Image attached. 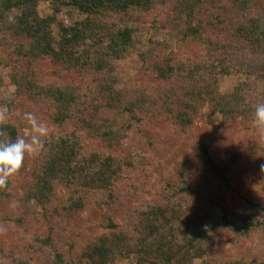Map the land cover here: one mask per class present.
I'll return each mask as SVG.
<instances>
[{"label":"trees","instance_id":"trees-1","mask_svg":"<svg viewBox=\"0 0 264 264\" xmlns=\"http://www.w3.org/2000/svg\"><path fill=\"white\" fill-rule=\"evenodd\" d=\"M41 1H47L52 9L45 17L37 12ZM253 1L0 0V65L10 68L15 99L47 105L56 128L48 133L36 158L32 181L20 199L16 216L8 220L25 229L43 221L59 228L62 223L72 225L82 212L103 206L115 207L124 219L119 224L107 215L104 230L85 241L75 258L54 249L49 264H76L82 259L92 264H110L116 254H135L136 264H195L194 260H200V264H264L261 257L218 253L214 238L222 230L239 239L264 232V207L248 199H244L245 209L221 205V215L205 227L207 213L194 212L195 202L191 201L207 186L217 184L232 190L233 172L242 166L251 164L262 169L264 146L246 143L216 155L209 143H199L197 165L182 163L178 179L166 183L173 189L171 195L165 192L158 200L141 203L138 209L126 213L123 197L131 191H123L120 186L132 170V163L126 156L118 158L100 151L101 146L94 143L118 145L123 133L115 132L111 125L125 112L136 121L163 116L178 133L189 132L202 117L196 99L204 97L220 113V124L252 122L255 105L264 103V11L252 15ZM166 2L172 4V20H187L181 40L201 46L202 58H162L154 63L160 81L154 91L115 88L113 62L124 57L130 48L139 13ZM64 6L79 10L83 20L64 24L58 18ZM227 10H231L229 14L225 13ZM9 16L14 17V22L9 21ZM54 24L59 27L58 37L52 31ZM228 48L241 55L227 57ZM149 55L152 54L144 53L142 58ZM46 60L88 76L89 85L80 89L78 85L44 81L39 70L40 63ZM230 73L262 79L260 96L245 82L231 92L219 91L218 77ZM163 83L168 84L164 89ZM82 134L87 144L83 143ZM7 138L14 142L20 136L13 124L1 121L0 143L7 142ZM11 184L9 180L5 188H0L6 200L13 194ZM33 203L42 209L40 215L32 208ZM179 218L185 222L173 226L172 221ZM50 232L36 237L34 243L20 246L23 258L35 257L43 248H53ZM10 256L0 247V264H8L4 258ZM21 260L17 261L26 264Z\"/></svg>","mask_w":264,"mask_h":264},{"label":"rangeland","instance_id":"rangeland-1","mask_svg":"<svg viewBox=\"0 0 264 264\" xmlns=\"http://www.w3.org/2000/svg\"><path fill=\"white\" fill-rule=\"evenodd\" d=\"M171 2L166 4L158 3L149 12H140L137 24L138 29L132 34L131 46L124 57L115 59L113 62L114 87L117 89H130L133 87L146 91H154L160 81L153 69V64L162 61V58L177 60L202 58L204 50L196 44L185 43L181 40L188 23L185 17L177 23L169 16ZM252 15H258L264 11V0H254ZM231 10L225 11L229 14ZM37 12L40 17L52 13L50 4L47 1L39 2ZM230 16V15H228ZM232 16H230L231 18ZM58 18L64 24H75L83 20L84 15L74 7L64 6L58 13ZM53 34L59 36V27L53 25ZM219 36L221 34L219 33ZM234 48L227 49V57H235L241 53ZM150 52L149 57L142 58L144 53ZM155 55V56H154ZM239 55V56H240ZM154 56V58H153ZM163 59V60H165ZM40 73L44 81L78 85L79 88H86L90 78L81 76L77 72L62 68L59 64L46 60L40 63ZM10 68L0 65V110L7 109L0 113V122H10L19 133L20 137L30 139L31 127L26 122L25 113L32 112L38 121L44 123L49 131H55L51 118V109L45 104H31L22 99H15V86L11 83ZM219 91L231 92L241 82L249 83L253 93L260 96L262 79L243 73H230L220 75ZM168 85L162 84V88ZM200 105L202 117L197 119L189 132L178 133L170 121L160 116L157 120L142 118L140 121L133 120L127 112L119 114L113 120L112 128L117 133H123V139L118 145L105 146L102 142L97 147L102 152L111 153L114 156L128 157L132 163V170L126 173L120 189L130 190L127 196L124 194V211L133 212L144 202L158 200L163 193L171 195L173 189L166 186L167 182L174 183L178 179V170L182 163L195 166L200 160L197 150L199 143H209L213 154L222 155L237 145L259 144L264 146V137L253 127L252 122L237 120L227 126L219 123L221 118L216 107L209 103L204 97L196 99ZM110 117V115H108ZM73 128V124L70 125ZM82 134V141L87 144V138ZM47 139L44 138L43 145L37 151L27 153L23 165L17 174L10 177L12 197L8 200L0 193V247L4 253H11V256L4 258L8 264H21L17 260L23 258L20 246L27 243H34L36 237L53 234V248H43V251L32 258H26V264H49L53 259V250L56 249L65 255L75 258L79 248L91 237L101 233L107 215L113 216L119 224L124 219L119 215L115 207H92L81 213L74 220L73 224L62 223L58 227H52L46 222L31 225L25 229L17 227L8 219L15 217L19 208L21 197L32 181L36 158L41 149L45 146ZM7 142H11L7 138ZM89 142V141H88ZM92 142V140L90 141ZM93 144V142H92ZM232 190H225L215 184L203 188L198 197L194 196V212H205L206 219L204 226H210L214 220L221 215V205L229 209H245L246 202L250 200L259 206L264 207V171L257 166H242L233 172L231 178ZM32 208L39 213L42 209L35 203ZM193 211H191L193 213ZM185 219L173 220L172 225L178 226L184 223ZM217 238L215 245L218 253L225 256L251 255L264 258V232L253 233L249 238L239 239L226 231H217L214 234ZM2 259V258H0ZM135 254L123 257L114 255L110 264H136ZM200 264V260H194ZM76 264H92L82 259Z\"/></svg>","mask_w":264,"mask_h":264},{"label":"clouds","instance_id":"clouds-1","mask_svg":"<svg viewBox=\"0 0 264 264\" xmlns=\"http://www.w3.org/2000/svg\"><path fill=\"white\" fill-rule=\"evenodd\" d=\"M9 21L14 22V17L9 16ZM7 109L0 110V113ZM26 122L31 127L30 139L20 137L14 142L0 143V188H5L9 178L18 173L23 165L25 155L37 151L43 145L44 138L48 135V127L38 121L32 112H26ZM252 125L257 132L264 137V103L255 105ZM264 169V165H262Z\"/></svg>","mask_w":264,"mask_h":264}]
</instances>
